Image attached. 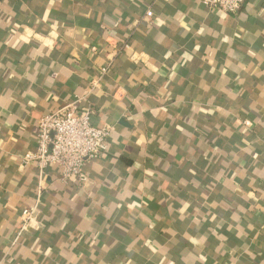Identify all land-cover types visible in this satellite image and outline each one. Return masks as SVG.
Returning a JSON list of instances; mask_svg holds the SVG:
<instances>
[{
  "label": "crops",
  "instance_id": "1",
  "mask_svg": "<svg viewBox=\"0 0 264 264\" xmlns=\"http://www.w3.org/2000/svg\"><path fill=\"white\" fill-rule=\"evenodd\" d=\"M75 99L106 153L46 169L16 241L20 158ZM0 264H264V0H0Z\"/></svg>",
  "mask_w": 264,
  "mask_h": 264
},
{
  "label": "built area",
  "instance_id": "2",
  "mask_svg": "<svg viewBox=\"0 0 264 264\" xmlns=\"http://www.w3.org/2000/svg\"><path fill=\"white\" fill-rule=\"evenodd\" d=\"M210 10H216L224 15L238 13L247 0H197ZM148 9L145 18H151ZM106 68L102 69V73ZM80 99L62 104L53 112L41 117L37 122L35 149L26 152L19 161V168L26 169L34 165L38 175V191L32 206L21 212L20 225L16 241L35 220L43 191L46 169L53 167L59 170L60 181L67 184L75 178L82 185L88 182L85 166L101 158L107 150V139L111 134L109 126L94 127L91 122V112L80 109Z\"/></svg>",
  "mask_w": 264,
  "mask_h": 264
}]
</instances>
